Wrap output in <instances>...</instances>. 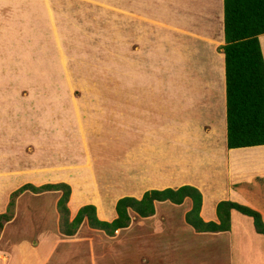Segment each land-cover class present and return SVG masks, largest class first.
Returning a JSON list of instances; mask_svg holds the SVG:
<instances>
[{"label": "rangeland", "instance_id": "1", "mask_svg": "<svg viewBox=\"0 0 264 264\" xmlns=\"http://www.w3.org/2000/svg\"><path fill=\"white\" fill-rule=\"evenodd\" d=\"M221 41V0H0V213L25 182L68 184L31 176L75 179L76 169L90 175L92 166L100 187L98 156L104 162L119 155L104 176L111 184V169L117 171L116 186L125 187L128 114L137 112L142 86H168L174 96L198 81L203 90L209 60L222 61ZM220 81V91L210 90L194 108L200 123L211 119L205 113L214 116L215 104L224 115L223 97L222 107L215 98L223 95ZM254 191L248 199L264 208V187ZM59 195L26 190L13 197L0 228L6 264H264L247 252L260 243L253 237L235 256L237 237L194 231L183 220L187 200L154 201L146 217L129 210L127 226L110 234L83 219L65 236ZM80 198L72 196V204Z\"/></svg>", "mask_w": 264, "mask_h": 264}, {"label": "crops", "instance_id": "2", "mask_svg": "<svg viewBox=\"0 0 264 264\" xmlns=\"http://www.w3.org/2000/svg\"><path fill=\"white\" fill-rule=\"evenodd\" d=\"M212 34L213 32L211 36ZM220 43H223V38ZM258 43L264 63V33L258 35ZM221 57L222 61L217 55L209 60L210 77L207 80V85L204 84L203 90L196 88L197 85H202L198 81H190L181 85L175 91L177 94L174 96L172 91L168 90L170 89L168 86L167 88L162 85L142 86L143 89L140 91L144 93V96L136 105L139 106L136 107L137 112L128 114V126L130 127L128 142L130 144L125 153V187L116 186L115 177L119 175L117 171L111 169L109 177L114 178L109 181L111 184H108L107 177L104 176V174H109V167L112 163L119 161V155H115V161L109 158L104 162L98 156L97 162L99 163H96V167L104 169L99 171V176L102 174L105 179L101 182L100 187L97 184L101 178L95 183L97 176L94 174L92 166H90V175L85 169H76L77 177L75 179H69L66 174L63 178L55 177L53 174L49 177L31 176L33 177L31 181L39 183L45 179L66 178L64 181L70 186L69 199L67 200L68 209L75 212L81 205L92 204L96 217L105 221H110L116 216L114 204L119 197L129 195L138 199L148 189L175 188L185 184L195 187L200 192L199 215L204 221H215L216 202L229 200L256 210L264 222V208L258 207L248 199L249 190L255 193L256 188L264 187L263 183L256 182L264 181V144L228 149L225 146L224 115L220 116L216 104L212 112L213 117L205 113V117L211 118L207 122L204 120L200 123L199 113L194 110L200 100L203 104L206 103L208 99L206 93L208 94L210 90H215L216 93L220 91L221 81H218L221 77L223 95L220 93L219 99L215 98L221 102L222 107L223 97L224 111L222 52ZM183 72L180 71L177 75L180 76ZM190 83L193 86H188ZM199 93L204 95L199 96ZM204 106L207 107V104ZM180 129H182L181 133H179ZM132 131L134 132L131 137ZM253 149L255 152L252 155ZM258 151H261L262 154H259ZM93 184L95 190L90 191ZM116 188L118 189L116 190ZM72 196L81 198L78 202L76 201L77 203L72 204ZM250 222L249 216L230 209L229 229L224 232L237 237L232 245L235 256L240 253L244 255L246 245L251 242L252 237L259 241L260 243L252 248H249L248 245L247 250V252L256 255L258 263L260 258L264 260V234L255 233ZM8 258L6 255H0V264H6ZM234 262L239 264L235 258Z\"/></svg>", "mask_w": 264, "mask_h": 264}, {"label": "trees", "instance_id": "3", "mask_svg": "<svg viewBox=\"0 0 264 264\" xmlns=\"http://www.w3.org/2000/svg\"><path fill=\"white\" fill-rule=\"evenodd\" d=\"M223 43L219 48L223 55L225 146L239 148L264 144V63L258 43V35L264 33V0H221ZM40 192L59 190L56 200L59 212L60 232L72 235L77 226L86 220L88 226L110 234L127 226L129 210L140 217L153 213L154 201L181 204L189 201L183 220L196 232H224L229 229V211H236L251 218L255 233L264 234V222L260 214L245 205L229 200L215 204L216 220L204 221L199 215L201 194L193 186L164 187L145 190L140 198L122 196L116 199V216L110 221L100 220L92 204L81 205L68 219L66 202L69 185L63 182L44 183L34 186L25 182L9 193L6 209L0 213V228L10 216L7 208L13 197L23 191Z\"/></svg>", "mask_w": 264, "mask_h": 264}]
</instances>
